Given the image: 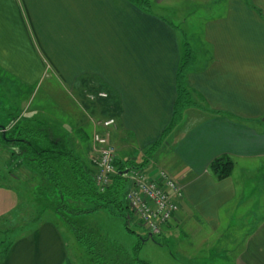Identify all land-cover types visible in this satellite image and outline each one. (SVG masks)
<instances>
[{"label": "crops", "instance_id": "1", "mask_svg": "<svg viewBox=\"0 0 264 264\" xmlns=\"http://www.w3.org/2000/svg\"><path fill=\"white\" fill-rule=\"evenodd\" d=\"M177 1L189 0H150L160 13H148L129 0H0V75L36 86L54 76L62 94L54 109L27 112L48 118L68 137H78L96 111L79 98L88 89L108 91L119 108V134L145 152L169 126L178 97L188 42L161 15ZM191 1L194 11L223 12L208 14L202 24L209 60L200 65L190 45L195 62L186 84L196 106L184 111L176 143L165 144L173 153L163 159L183 197L162 234L173 236L175 223L193 220L195 229L183 235H210L228 264H264V0ZM223 156L234 170L219 181L209 166ZM5 201L0 187V217L8 212ZM7 250L0 264L74 262L52 220L19 235Z\"/></svg>", "mask_w": 264, "mask_h": 264}, {"label": "rangeland", "instance_id": "2", "mask_svg": "<svg viewBox=\"0 0 264 264\" xmlns=\"http://www.w3.org/2000/svg\"><path fill=\"white\" fill-rule=\"evenodd\" d=\"M178 3L177 1L173 6L167 8L166 12H161V15L179 29L181 35H184L185 41L193 47L195 56L201 57L202 63L200 65H203V62L209 60L210 53L204 41L203 21L208 14L216 16L222 13L223 9L213 10L209 13V10L205 9L194 11L195 6L191 0L182 3V5H178ZM150 9L155 13H160V10L155 11L153 5L150 6ZM184 14L189 16L185 17ZM55 79L54 76H47L43 85L36 86L12 74L0 75V187L8 193V203L7 201L4 203L8 212L0 217V255L10 247L13 240L19 235L29 233L36 225L38 226L39 222L52 220L62 229L67 239L69 257L73 261L75 260V264H88L87 260L89 259L77 244L71 231L63 223L57 222L54 208L48 200L41 196L42 194L40 196L34 194L38 186L43 183L41 176L23 165L21 159L17 155H13V148L5 147L3 143L2 133H9L10 129L21 121L33 119L34 122H37L42 120L48 121L52 125L48 118L44 116L42 118L35 117V114L28 113L27 109L30 107V111H33L34 108L41 107L44 112L49 113L54 107L51 105L57 104V99L62 97L60 86ZM53 82L57 86H53ZM93 90L96 91V89H88L83 101L82 98H79L84 105H90L89 107L96 110L94 111L95 114L86 117L87 123L81 127L82 129L80 128L87 138L81 137L82 135L77 137L73 134V137L67 139L65 137V141L76 149L78 155L88 165L93 164L94 151L97 150L94 145L95 135L108 137V147L113 148L111 149L115 153L116 162L127 160L140 162L144 152L136 149L137 146L131 137L126 135L121 137L116 116L104 113L103 104L99 103L98 100L96 102L95 91ZM51 93L56 96L51 97ZM101 93H105L106 98L108 97L106 92ZM58 116L64 119V114ZM112 119L114 123L106 127L105 123ZM176 128L172 130V132L174 131L171 132L172 135L170 133L167 136L171 135V137L167 139L165 137L163 146L159 148L155 157L147 163L148 165L144 166V170L147 169L146 171L153 175L158 172H166L170 175L164 167L163 159L166 162L169 161L167 160L168 156L173 153V150H170L169 146L166 147L165 144L169 143L172 146L176 143L175 140H177L180 132ZM54 135L63 141L64 134L60 135L59 132L55 131ZM123 140L124 143H122ZM172 158H174L173 155ZM179 187L183 192V188L180 185ZM129 189L130 183L128 182L127 191ZM77 205L89 207L83 202H79ZM79 223L106 236L111 243L123 247L130 257L138 258L148 264H228L222 258L224 253L220 249L223 246L214 239L210 240V235L193 234L191 231L189 232L190 235H183L182 231L187 232V230L195 229L193 220H186V224L183 226H178L175 223L172 226L174 228L173 236L160 234L154 235L153 238L149 236V232L135 217L129 218L127 230L125 220L122 217L113 216L106 210L87 213L80 218Z\"/></svg>", "mask_w": 264, "mask_h": 264}, {"label": "trees", "instance_id": "3", "mask_svg": "<svg viewBox=\"0 0 264 264\" xmlns=\"http://www.w3.org/2000/svg\"><path fill=\"white\" fill-rule=\"evenodd\" d=\"M129 1L144 12L151 11L150 0ZM194 62L191 46L185 43L176 77L178 97L169 126L164 130L162 137L145 150L140 162L115 160L117 174L111 177L110 184L103 191L95 179L97 172L95 166L88 165L78 155L76 149L65 141V137L69 138L67 135L62 137L63 141L56 137L54 135L56 130L48 121L34 122L33 119L21 121L16 123L9 133H2L4 146L12 147L13 155H17L29 170L41 176L43 183L34 194L36 196L42 194L41 196L48 200L54 208L57 222L63 223L71 231L89 259L88 264H148L130 257L123 247L111 243L106 236L80 224L79 221L87 213L106 210L113 216L122 217L128 230V217L131 212L126 200L128 180L123 174L126 170L133 169L146 171L144 166L161 147L165 137L182 121L184 111L196 106L186 84L187 73ZM101 92H106L108 97L106 99L98 97L97 94ZM94 95L96 102L98 100L103 104L106 115H118L116 110L119 108L115 107L114 98L110 97L108 91L99 89ZM81 131L79 130L78 134L87 138ZM233 170L234 163L226 156L215 159L209 166V171L219 181L229 178ZM79 202L88 204L89 207H80L77 205Z\"/></svg>", "mask_w": 264, "mask_h": 264}, {"label": "built area", "instance_id": "4", "mask_svg": "<svg viewBox=\"0 0 264 264\" xmlns=\"http://www.w3.org/2000/svg\"><path fill=\"white\" fill-rule=\"evenodd\" d=\"M97 96L106 98L105 93ZM112 123L113 119L105 125L108 127ZM108 144V137L95 135L94 145L97 150L94 151L92 162L97 168L95 179L102 191L110 184L111 177L117 174L115 153ZM147 172L133 169L128 170L127 174L124 172L123 176L130 183L126 193L131 212L128 218L135 217L149 235L154 236L160 235L164 226L174 220L183 192L177 181L166 172H158L156 175Z\"/></svg>", "mask_w": 264, "mask_h": 264}, {"label": "water", "instance_id": "5", "mask_svg": "<svg viewBox=\"0 0 264 264\" xmlns=\"http://www.w3.org/2000/svg\"><path fill=\"white\" fill-rule=\"evenodd\" d=\"M125 173L127 174L128 173V170H126ZM150 237H151V235H150Z\"/></svg>", "mask_w": 264, "mask_h": 264}]
</instances>
